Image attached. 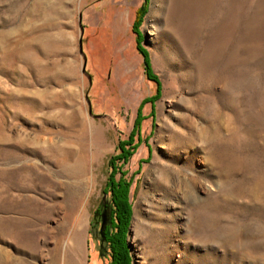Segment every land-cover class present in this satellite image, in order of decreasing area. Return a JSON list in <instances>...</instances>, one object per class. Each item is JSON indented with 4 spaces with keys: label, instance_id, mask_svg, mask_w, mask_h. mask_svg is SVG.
Here are the masks:
<instances>
[{
    "label": "rangeland",
    "instance_id": "obj_1",
    "mask_svg": "<svg viewBox=\"0 0 264 264\" xmlns=\"http://www.w3.org/2000/svg\"><path fill=\"white\" fill-rule=\"evenodd\" d=\"M121 141L129 264H264V0H0V264L112 262Z\"/></svg>",
    "mask_w": 264,
    "mask_h": 264
},
{
    "label": "flooded vegetation",
    "instance_id": "obj_2",
    "mask_svg": "<svg viewBox=\"0 0 264 264\" xmlns=\"http://www.w3.org/2000/svg\"><path fill=\"white\" fill-rule=\"evenodd\" d=\"M124 142V141H121ZM126 144V143H124ZM131 145V143H130ZM118 151L115 155L110 158V171L109 177L107 178V183L104 191L102 192V196L105 194V202L99 203L98 208L93 213V220L94 222H99L98 228L96 231L94 224L91 223L90 231L93 230L94 235L99 238L98 244L101 248H104L105 244H108V248L113 247L112 243L115 239L120 237V229L122 226V221L119 220L118 211L114 208L110 202L111 198L113 202L115 201L113 195L116 194L118 191H122L125 186L128 184L127 181L124 180L125 172H123V167L127 164L130 159V156L127 155L125 149L119 145L116 148ZM126 153V154H125ZM115 171V173L113 172ZM113 173V174H112ZM116 174L119 175V179L116 180ZM108 196V198H107ZM102 216H104V229H103V237L99 233ZM97 232V233H96ZM110 244V245H109ZM110 262L113 261L112 256L110 254V249H108ZM113 264V262L109 263Z\"/></svg>",
    "mask_w": 264,
    "mask_h": 264
},
{
    "label": "trees",
    "instance_id": "obj_3",
    "mask_svg": "<svg viewBox=\"0 0 264 264\" xmlns=\"http://www.w3.org/2000/svg\"><path fill=\"white\" fill-rule=\"evenodd\" d=\"M141 54L144 58V62H145L144 64L148 68L149 64H148V59H147V53L141 50ZM121 145H124V142H120L119 146ZM127 155L129 156L130 153H127ZM128 185L129 184H127L122 191H118L116 192V194L113 195L115 199L114 202L112 198L110 200L112 206L116 208L118 211L117 218L122 221V225H123L121 226L122 230L124 229V226L125 227L127 226L128 218L130 216L129 207L127 206V200H126ZM122 242H123V239L120 236L118 239H115V241H113L112 243L113 247L109 246L110 254L113 259L112 261L113 264H129L128 255H127L125 247L122 245Z\"/></svg>",
    "mask_w": 264,
    "mask_h": 264
},
{
    "label": "water",
    "instance_id": "obj_4",
    "mask_svg": "<svg viewBox=\"0 0 264 264\" xmlns=\"http://www.w3.org/2000/svg\"><path fill=\"white\" fill-rule=\"evenodd\" d=\"M105 196H106L105 194L102 196L101 203L105 202ZM103 229H104V216H102V222H101V226H100V230H99V233L101 234L102 237H103ZM94 234L95 233H93V230H92L90 232V235H91L92 239L96 240L98 243L99 238L97 237V234H96V236Z\"/></svg>",
    "mask_w": 264,
    "mask_h": 264
},
{
    "label": "bare ground",
    "instance_id": "obj_5",
    "mask_svg": "<svg viewBox=\"0 0 264 264\" xmlns=\"http://www.w3.org/2000/svg\"><path fill=\"white\" fill-rule=\"evenodd\" d=\"M179 181V180H178Z\"/></svg>",
    "mask_w": 264,
    "mask_h": 264
}]
</instances>
